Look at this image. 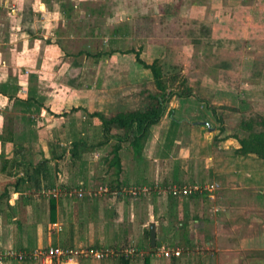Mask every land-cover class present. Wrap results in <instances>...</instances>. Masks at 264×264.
I'll use <instances>...</instances> for the list:
<instances>
[{
	"label": "crops",
	"instance_id": "1",
	"mask_svg": "<svg viewBox=\"0 0 264 264\" xmlns=\"http://www.w3.org/2000/svg\"><path fill=\"white\" fill-rule=\"evenodd\" d=\"M75 34L83 44L78 49L70 46ZM253 39L264 44V0H0V154L11 160L8 171L0 169V196L10 193L13 206L4 205L0 213V249L42 247L39 222L18 226L11 233L12 223L21 222L17 205L39 208L36 192L57 187L70 149L66 147L61 159H51L53 142L71 145L76 138L98 142L101 119L88 118L87 112L108 116L120 109L124 85L150 84L152 71L138 63L136 52L146 62L162 59L168 74L166 61L176 55L189 61H218L224 45L228 49L236 42L249 44ZM172 53L175 55L170 57ZM215 63L203 71L202 85L205 78L213 80L211 75L215 76L219 66ZM218 81H210L215 89L209 87L212 99L203 96L215 107L214 113L220 111L218 117L211 112L201 114L196 106L182 110L190 104L188 99L198 94L187 82L195 95L172 97L162 119L142 139L141 152L122 147V187L107 193L118 204L120 224L114 223L111 235L105 224V238L109 239L102 240L105 234L98 233L95 248L113 247L132 257L138 255V264H144L148 254L150 264H250L251 255L264 250V167H259L264 159L254 153H238L242 135L226 132V125L238 124L237 119L245 116L241 113L245 104L237 103V97L249 91L231 86L224 88L226 94L221 96ZM30 95L38 100L40 111H36L37 105L33 112L24 111L23 101ZM226 107L235 113L225 115ZM174 118L182 128L167 148ZM207 118H217L220 126ZM107 147L96 150L102 155L104 169L110 152ZM211 182L219 183L215 191L196 192L175 201L166 191L174 184ZM82 185L85 182L75 186ZM132 187L149 190L137 197L139 206L137 198L130 201L131 196L123 197L124 190ZM97 210L101 214L100 206ZM90 221L100 224L104 220L100 215ZM152 221L156 222L159 244L153 251L150 234H146ZM182 221L188 226H181ZM77 236L72 227L71 246L77 245ZM84 236L82 232L81 238ZM163 246L170 250L169 256ZM105 259H93L90 264H103ZM0 264L39 263L7 258Z\"/></svg>",
	"mask_w": 264,
	"mask_h": 264
},
{
	"label": "rangeland",
	"instance_id": "2",
	"mask_svg": "<svg viewBox=\"0 0 264 264\" xmlns=\"http://www.w3.org/2000/svg\"><path fill=\"white\" fill-rule=\"evenodd\" d=\"M75 37L73 38L72 41H70V46L72 49H78L83 46L80 40V37L75 34ZM257 39L251 40L249 44H244V43H235L234 46L230 45L227 46L228 49H226V45H224L222 50H220V55H219V60L217 61H211L208 59H203V60H197V61H189L186 60L185 58L181 57L179 58L176 55V58L173 60H168L166 61V68L168 69V74L171 73H176L180 72L182 73L183 69L186 68V72L182 73L183 76H186V80L188 83L193 84L195 87V90L198 91V94L192 93V95H195L193 97H190L189 100V105L185 106L182 108V110H193V108L196 106L197 109L200 110L201 114H207L208 112H211L212 114L214 113L213 108H215L212 104H209V101L204 100L203 96L208 99H212L211 95L212 93H209L211 87L213 90L214 89V84L212 85L213 80L217 79L219 80L220 85H216L219 89L217 90L220 92L221 96H225V91L224 88H230L233 86L234 88H245L249 92L247 94H240L237 97V103L245 104V109L241 111L242 115L245 113L246 118L250 117H256L259 119L260 116L264 117V44L263 42L259 43V41H256ZM220 45V42H217V45ZM234 48V51H230L232 48ZM170 57L174 56L175 53L169 54ZM233 57V58H232ZM225 58H229L228 60H225ZM231 58V59H230ZM224 59V60H223ZM216 62V63H215ZM215 63L218 64V70L215 71V76H212L213 80H210L209 78H205L203 83L201 84V77L202 73L207 72L212 66L211 64ZM228 65V67H227ZM196 66V70L194 71V67ZM204 71V72H203ZM181 76L182 78H184ZM212 81V83L210 82ZM152 81H150L151 83ZM151 84L147 82H143L142 84L138 86H133L132 88L128 87L126 85L123 86L125 93L122 94V101L123 103L121 104L120 109H128V108H136L141 106L142 104H145L147 101L146 98V93H142L140 90L146 89V87H150ZM177 86V82L173 85L175 88ZM245 86V87H244ZM232 88V87H231ZM253 90L255 93H253ZM201 91V92H200ZM205 92V93H204ZM204 93V94H203ZM116 94H113V97L115 98ZM207 95L209 97H207ZM214 96V95H213ZM113 98V99H114ZM221 99H226V98H221ZM213 107V108H212ZM118 108V107H117ZM119 109V110H120ZM196 109V110H197ZM224 110L222 111L225 115L229 113H235V112H229L228 108H223ZM113 111L111 112L109 116H111L113 113L119 111ZM180 110V113L182 112ZM217 110L215 109V116L218 117V114H216ZM222 114V113H221ZM87 115V114H86ZM236 115V114H235ZM232 115L231 116H235ZM241 115V114H238ZM202 116V115H199ZM90 118V116H88ZM208 121L212 122L214 125V121H216V125L219 127L220 123L217 122V118H214L215 120L213 121L211 118H207ZM229 119L228 117L225 120ZM242 118H239L237 120H241ZM236 120V121H237ZM231 121V120H230ZM236 123V122H235ZM234 122L228 125H226V132L233 133V132H241L239 129V125L235 124ZM101 130L103 134V128H102V123H101ZM172 126V127H171ZM182 126L180 124H173L171 121L170 129H168V137L167 140L168 143H166V147L171 148L172 140L175 137V134L180 132ZM210 128V126H209ZM259 128V127H258ZM184 130L186 127L184 126ZM121 131L123 133V130L118 127V126H113V132H119ZM102 134L100 139L102 138ZM243 134V133H242ZM99 139V140H100ZM90 142H94L93 140H89ZM115 141V140H113ZM129 143H124V146H128ZM72 145V144H71ZM70 145V142H66L65 147H68L70 150L72 146ZM112 148V145L109 144L107 149L110 151ZM96 152V151H95ZM102 163V155L99 154V152H96L94 155L93 152H90L88 154H85V157L83 159V162L80 161H74L71 158V153L66 154V160L63 161L62 163V169L60 170V176L58 177V182H57V190H61L66 187V184L74 185L73 188H71L73 191L78 189L79 187H76L75 185L78 184L80 186V181L85 182V185L89 188H97L100 184H108L107 180L110 178V168L108 169L109 171L104 172L106 170V167L108 168V165L105 163L103 164L105 166V169L103 166H101ZM259 167H261V170H263L264 167V160L263 162L259 163ZM60 169V168H59ZM104 173H107V177L104 176ZM257 175L259 173L257 172ZM90 176V177H89ZM47 183V182H46ZM212 183V182H211ZM48 184V183H47ZM65 184V185H63ZM82 185V186H85ZM137 188V187H132V188H127L124 190L123 197L127 198L130 197V201L135 200L137 197H140L142 195L148 194L149 190L141 188V193L139 194H134L132 192V189ZM50 188L45 187L42 188L41 190L36 192V198H38V203L40 204L39 208L36 205H32L27 207H22L20 203L17 205L19 209V215H20V220L21 222H14L12 223V226H10L11 233H14L15 230L17 229L18 226H24V225H34L35 223H38L42 225L40 228V238L39 240H42L41 246L42 247H48L50 245H70V230L73 228L76 229L78 232L77 236V241H76V246L82 245L84 247H97L98 245L94 244L97 240V235L98 233H102V235L105 234V224H108V233L111 235L113 233V227L114 223H119L120 215L118 210V204L115 203L114 199L111 198L109 194L107 193H102L98 194L95 197H92V201L90 200H84V198H79V197H73L69 198L66 197L67 195L63 192L59 194L58 192V197L56 198L58 200L57 202V218L55 222H50V204L49 200L50 197L46 193ZM217 189V188H216ZM214 189L213 191H215ZM13 188H9V191H13ZM62 191V190H61ZM10 194V193H9ZM14 195L11 196L12 199ZM128 199V198H127ZM137 205H141V201H139V198H137ZM17 200V199H16ZM15 200V201H16ZM16 204V203H15ZM97 206L101 207V214L97 210ZM97 212H94L95 209ZM117 208V209H116ZM94 209V210H93ZM101 215V218H103V222L100 224L93 223V222H87L89 218H94V217H99ZM106 219V220H105ZM136 223L139 224V220L135 218ZM158 221L160 224H163L162 218H158ZM122 224H125L124 221ZM90 226V230H87V227ZM125 227V226H124ZM83 232V235H85L83 238H81V233ZM103 236L102 240H107L108 238H105ZM129 238L124 240L123 242L127 241ZM100 240V239H99ZM148 241V240H147ZM106 242V241H105ZM137 241L134 243L136 244ZM139 242V241H138ZM104 243V242H103ZM133 243V245H134ZM107 244V243H106ZM112 244V243H111ZM75 245V244H74ZM109 249H112L115 251V254L112 256L108 257L105 259L103 264H111L109 260L113 258L114 255H117L120 253V251L116 248L113 247H108ZM106 249V248H104ZM242 256V255H241ZM250 259V264H264V250L255 253L251 255ZM243 259H246L243 257ZM249 259V258H247ZM82 264H87L93 261L92 257H83L80 259Z\"/></svg>",
	"mask_w": 264,
	"mask_h": 264
},
{
	"label": "trees",
	"instance_id": "3",
	"mask_svg": "<svg viewBox=\"0 0 264 264\" xmlns=\"http://www.w3.org/2000/svg\"><path fill=\"white\" fill-rule=\"evenodd\" d=\"M136 55L138 63L142 64L146 68L151 69L153 74V79L150 83V87H146V89L141 91L142 93H146V103L136 108L119 110L109 117L98 111L92 113L87 112V115L91 118L94 116H98L101 119L103 128L102 138L97 143L90 142L88 139L84 138H76L71 143V158L74 161L80 162H83L86 153H90L92 151L94 152L97 149L109 144L112 145L109 154L105 156L108 168H110V178L109 180H107L110 193L116 191L117 189H121L122 187L119 180L121 172L123 170L121 149L124 146V143H129V147L135 149L136 153L139 154L142 148V139L146 136L150 127L158 123L162 119L172 97L174 95L186 97L191 95L193 90L192 87L187 84V80L181 77L180 72L167 74L164 71V61L162 59L156 58L152 62H146L141 58L139 51L136 52ZM176 82L177 86L174 88L173 85ZM23 102L25 106V112H33V106L35 105H37L36 111H40L38 100L34 95H30L29 98ZM172 111L173 110H171V112ZM178 123L179 121L177 119L174 118L172 120V125ZM238 125L241 131L237 132L238 136L239 134L242 136H239L241 146L237 149V152L240 154L254 153L258 157L264 159V117L260 116L259 119H257L256 117L252 116L248 119L246 118V116H242V119L240 120ZM113 126L120 127L123 130V133H114ZM10 132L12 134L14 133L13 128H11ZM5 139H2L3 142L6 141ZM66 149L67 148L60 142H53L52 150L54 154L51 159H61L65 155ZM0 161V169L3 171H8L11 160L4 158V155L0 154ZM20 179L23 181L26 180L23 178ZM76 186L79 185L76 184ZM169 197L173 199L172 201H175L177 197L181 196H176L170 193ZM9 199V193H5L0 196V213L3 211L4 205H8L10 209L13 208V206L9 202ZM49 204L50 222H55L57 218L56 198L51 197L49 200ZM181 226H183L184 228L187 227L188 222L182 221ZM146 234L147 236H149V228H146ZM63 246H71V244H63ZM138 246L139 248H143L141 241L139 242ZM157 246H159L158 243L155 247L151 248V251L155 250ZM138 259V255L132 257L120 251V253L114 255L113 258L109 260V262L111 264H138ZM143 262L144 264H150V254L144 256Z\"/></svg>",
	"mask_w": 264,
	"mask_h": 264
},
{
	"label": "built area",
	"instance_id": "4",
	"mask_svg": "<svg viewBox=\"0 0 264 264\" xmlns=\"http://www.w3.org/2000/svg\"><path fill=\"white\" fill-rule=\"evenodd\" d=\"M218 182H212L208 184H190V185H170L166 188L168 193L176 196L191 195L201 191H213L218 188ZM58 187L50 188L46 193L48 196L57 198L58 195L63 192L70 197L84 198L86 196L95 197L98 194L109 192L108 184H100L97 188H89L87 186H81L76 190H72L69 187H65L61 190H57ZM59 192V194H58ZM134 194L140 193L141 188L132 189ZM165 255L171 254L170 250L165 246L162 247ZM178 253V252H177ZM115 254L112 249H102L95 247L84 246H48L40 247L34 250L28 251L23 249H15L13 247L0 249V263L4 262L7 258H14L17 260H31L38 262L39 264H79L80 259L83 257H92L95 260H102Z\"/></svg>",
	"mask_w": 264,
	"mask_h": 264
},
{
	"label": "water",
	"instance_id": "5",
	"mask_svg": "<svg viewBox=\"0 0 264 264\" xmlns=\"http://www.w3.org/2000/svg\"><path fill=\"white\" fill-rule=\"evenodd\" d=\"M150 244L152 247L157 245L156 222H150Z\"/></svg>",
	"mask_w": 264,
	"mask_h": 264
}]
</instances>
